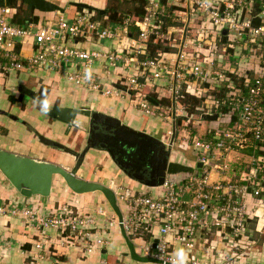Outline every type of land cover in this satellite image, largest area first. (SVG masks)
<instances>
[{"label": "built area", "instance_id": "2783aa9c", "mask_svg": "<svg viewBox=\"0 0 264 264\" xmlns=\"http://www.w3.org/2000/svg\"><path fill=\"white\" fill-rule=\"evenodd\" d=\"M142 11L141 19L126 16L105 28L85 9L70 18L60 16L21 27L11 24L7 7L0 9V76L61 71L69 82L102 91L103 95L131 96L142 113L170 122L189 121L190 117L181 106L154 113L143 94L146 86L164 80L173 102L183 90L193 88L203 99L199 115L217 118L222 116L224 103L207 95L202 85L208 83L211 91L227 89L224 101L233 106L232 111L237 110V120L216 132L212 142L193 139V162L201 165L202 172L182 175L181 179L166 175L164 183L151 194L112 183L107 188L118 197L117 204L125 207L122 227L140 256L172 264L176 245L186 253L185 264H259L245 260L250 249L243 246L242 238L248 219L256 218L264 227V0H145ZM167 21L172 24L167 25ZM151 39L168 46L170 52L158 50L151 55ZM85 41L101 49H85L81 45ZM17 46L31 48V54L18 53ZM96 66L112 77L109 88L102 90L99 78L98 83L92 76L84 79L85 70ZM228 74L241 79V88L229 81ZM251 143L260 154L251 156L237 179L211 184L210 171L227 169L225 163L219 168L216 162L226 161L232 148L243 150ZM173 144L175 138L166 146L171 149ZM105 211L96 212L98 220ZM0 215L35 224L42 233L54 230L63 245H81L85 253L99 251L108 242L102 232L95 231L94 214L81 215L60 207L43 213L28 203L8 202L0 205ZM108 225L118 227L117 219ZM167 236H171L170 243L165 240ZM208 236L224 242L217 262L195 253L197 242ZM41 243L34 248L39 251Z\"/></svg>", "mask_w": 264, "mask_h": 264}, {"label": "crops", "instance_id": "0c3cea01", "mask_svg": "<svg viewBox=\"0 0 264 264\" xmlns=\"http://www.w3.org/2000/svg\"><path fill=\"white\" fill-rule=\"evenodd\" d=\"M46 1H49L55 5L58 4L59 6H57L62 9L63 12L54 11L49 13H41L35 11L34 14L39 16V21L35 25L43 24L48 20H56L60 16L70 18L76 15L78 13L77 11H80L79 9H81V11L82 9H85L88 10V12L94 14V19L98 20L102 27L105 28L110 26L111 21H108L105 16L102 19H98L96 16L97 13L99 14L98 11L103 10L104 14V10L106 8L113 6L114 3L123 2L121 0ZM55 1L58 3H55ZM80 5H85L86 7L84 8ZM42 15L44 17H41ZM81 45H83V47L88 50L101 49L100 46L88 41H85L84 44L82 42ZM108 46L112 45L107 44L106 47ZM16 49L18 53L24 56H29L31 54V48L29 47H21L20 49V47L17 46ZM93 68L94 69L91 71V76L93 79L96 78L95 83H98L97 81H99V78L102 80L100 82V87L102 90L109 88V85L111 84L110 80H113L112 77L107 75L101 66H96ZM76 72L79 73V71ZM20 85L35 92L38 98V94L43 87L41 85H45L50 88L48 97L46 96V99L52 107L89 108L91 111L117 118L125 127L155 138L165 146L169 142L171 135L175 134V144H173L172 148L170 149L168 161L182 164L191 168L189 172L175 174L180 179L182 178V175L184 176L191 173L202 172L201 168H197L196 164L193 162L195 159L191 146L193 139L200 137L204 140L212 142L214 138L213 135L216 132H220L231 127L232 124L237 120L236 118L233 123H230L228 117H225L223 120L216 118V120L210 121L203 119V116L198 114L193 116L191 115L189 121L183 119L185 125L176 126L177 120H175V122L169 121L170 126H168V128H164L160 122H162L164 119L167 120L166 118L158 117L156 114L154 116L145 115L135 104H128L127 101L130 102V96L117 93L116 95L110 97L101 94L102 91L96 92L85 86L75 85L69 82L66 78V74L61 71L46 72L43 70H38L31 73L13 72L10 75H6L4 77L0 76V149L18 156L30 157L39 161L46 159V161L50 162V160L47 158H41V154H47L48 151L42 149V144L40 145V143L36 141L34 133L38 134V126L30 124V122L26 120L28 110L22 109L21 103L25 104L27 102L26 100L31 98L26 96L25 99V96L18 92L17 88ZM166 89L167 88L165 87L164 80L158 81L156 85L152 84L145 87L144 93L151 92L158 99H163V97H165L169 100L168 104L163 108H158V104L153 105L149 103L154 113H156L157 110H163L169 107L173 108V106H180L178 100L175 102L171 101ZM18 95L21 97V100L18 98V101H16L15 99ZM222 102L224 103V106L227 105L229 109L233 108V106L229 105L228 102H225L224 100ZM234 113L237 114V110H234ZM8 115L17 117L21 121L18 119L14 121L10 119ZM77 122H80V124ZM28 126H33L32 129L34 130L29 129ZM55 129L56 130L54 131V134H56V137L54 138L57 140V142L60 141L61 144L72 150L76 149V152L85 147L89 131L87 118L83 116H77L75 119V124L73 125H66L59 122ZM169 133H171L170 136ZM182 139L184 140L181 141ZM185 144L186 147L184 146ZM253 146V143H251L243 150H239L236 147L232 148V150L227 154L228 158L226 161L221 160L216 162L219 168L223 163H225L227 165V169L223 171L214 169L208 173L210 183L214 184L228 180L231 182L235 181L240 172L250 164L251 156H258L260 154L259 150L254 149ZM97 153L105 152H97L95 149H89L83 161H86V158H91L94 159V163H97V160H99L95 155ZM105 154L108 156L107 153ZM105 154H103V156H105ZM104 161L105 165L108 164L107 167L111 170L110 173L103 174L104 180H107V186L110 185V181L114 179L113 174H116L115 181H117V183L113 186H117L118 188H127L132 192L144 191L148 194L153 193L154 188H156L147 187L138 181L128 178L124 173L120 172L115 167L109 156ZM98 175L99 174H97V176ZM5 183V181L2 183L0 180V199L7 198L9 201L17 200L22 204L32 203L30 202L32 199L23 198L12 187L7 186ZM97 196L98 193L76 195L74 200H77L79 204L80 201H84L86 204L88 203L86 200L88 201L93 199V202L96 201L99 203L104 199ZM78 197L79 199H76ZM35 198L38 200L37 198L41 197L35 196ZM49 203L50 202L42 206L37 203L32 204L38 207L39 212L48 213ZM99 206L101 207L100 209L105 207V205L101 206V202ZM118 206L120 208L121 215H125L126 210L123 203L119 204ZM109 208L110 207L108 206L105 208V210L108 212V215L115 219L113 211ZM107 212L105 215H107ZM247 221V227L243 234L242 244L245 248L248 247L250 250L245 260L264 264V243L261 244L260 247H257L256 245L258 242L255 243L253 238V234H256L257 236H264V227H262L263 224L261 222H257L256 218L253 220L248 219ZM34 225L35 224L27 225V223H24V221L20 220L18 217L8 218L0 215V264H140L131 260L128 255H124L122 258L119 256L120 252H124L122 251L124 242L120 236L118 227L114 229L113 234H107L108 237L111 238V244L107 242V245L104 248H101L99 251L85 253L83 250L78 248L77 245L73 247H67L66 245H63L59 239V236L54 230L48 229L45 231V233H42ZM165 240L167 243H170L172 241L171 236H167ZM40 241H42L41 249L38 251L34 248V245ZM251 244L254 245L252 247L248 246ZM197 246L198 247L195 253L198 257L207 261L211 260L217 262L219 259L216 255H220L222 253L224 242H222L217 236H208L205 239L199 240L197 242ZM175 248L177 249L176 245ZM125 252L127 253V249Z\"/></svg>", "mask_w": 264, "mask_h": 264}, {"label": "water", "instance_id": "95a60500", "mask_svg": "<svg viewBox=\"0 0 264 264\" xmlns=\"http://www.w3.org/2000/svg\"><path fill=\"white\" fill-rule=\"evenodd\" d=\"M20 1L41 13L63 12L57 5L46 0ZM8 4L9 0H0V9L6 8ZM80 6L86 7L85 5ZM98 12L100 15L103 14V10H99ZM223 34H225V31H223ZM17 90L20 94L28 96L31 99L33 97L38 98L35 92L22 85L18 86ZM145 100L150 104H156L149 96ZM47 115L51 119L66 125L75 124L77 116L87 118L89 131L85 147L80 152H76L57 141L39 134L36 135L40 144L54 150H59L73 158L75 164L70 171H67L66 168L60 165L39 161L30 157L18 156L0 149V172L10 185L24 198L34 196L46 198L50 195L53 178L59 176L68 190L74 195L100 193L116 216L120 236L124 241L130 259L140 264H165L157 259L140 256L135 252L133 243L123 230L122 215L114 193L102 184L79 178L77 171L89 149L107 153L120 172L147 187L161 186L164 183L166 175L189 172L191 168L182 164L169 162L170 146H165L159 140L149 137L142 132H136L125 127L117 118L91 111L86 107L62 108L55 106L48 110ZM8 117L14 121L18 119L12 115H8ZM202 118L214 121L217 117L216 115H211L203 116ZM100 126L109 134L106 138L104 137L107 145L102 144L99 146L92 143L95 130L100 129ZM174 138L175 134H172L170 143H172ZM110 142H112V146L111 144L108 146ZM141 161L142 164L146 161L143 165V168L148 171L146 179L127 171L129 166L138 164L137 162ZM196 167L201 168V165L197 164Z\"/></svg>", "mask_w": 264, "mask_h": 264}, {"label": "rangeland", "instance_id": "374dc122", "mask_svg": "<svg viewBox=\"0 0 264 264\" xmlns=\"http://www.w3.org/2000/svg\"><path fill=\"white\" fill-rule=\"evenodd\" d=\"M18 1H17V4L20 5L21 11L24 13V11L26 10V6L23 5L22 3H20L21 2L20 0H18ZM55 3H58V2L55 1ZM56 5H58V4H56ZM122 8L124 10H126L127 9V6L126 7L123 6ZM41 17H44V16L42 15ZM41 86H43L45 88V90H42V92H44L43 95H45V99H46V96L48 97V92H49V89L50 88L47 87V86H45V85H41ZM16 97H17L15 99L16 101H18V98H19V100H21V97L19 95L16 96ZM24 98L26 99V96ZM129 99H130V102L131 103L129 101H127L128 104L129 105H134L132 103L133 97L130 96ZM26 101L27 102L25 104L24 103L23 104L21 103V108L22 109H25V110H28L27 111V114L28 115L26 117V120L29 121L30 124L35 125V126H38V131H39L38 134L39 135L44 136V137H46L48 139H51L53 141H57L54 138V137H56L55 136L56 134H54V131L56 130L55 128L58 126V123L59 122H57L56 120L51 119L47 115V113L46 114L45 113H42L40 111L39 107L33 103V100L32 99H29V100H26ZM56 105H57V103H56ZM51 107L52 106L49 104V109ZM18 120L21 121L19 118H18ZM160 123H161V125L164 128H168V126H170L169 121L168 120H165V119L162 120V122H160ZM78 124H80V122ZM32 127L31 126H28L29 129H32ZM62 127H65V126H62ZM60 128H61V125H60ZM32 130H34V129H32ZM34 135L36 137V141L39 143L38 138L36 136L37 134L34 133ZM58 142L60 143V141H58ZM41 146H42V149L48 151L47 154H41V158H43V159L47 158V159L50 160V162L49 161H46V159L43 160V161L49 162V163H52V164H56V165H60V166H62L64 168H66L67 171H70V169L75 164L73 158L70 155H67L65 153H62L59 150H54V149H51V148H49V150H48V148L46 146H44V145H41ZM73 150L76 151V149H73ZM81 150L82 149H80L79 151L77 150V151L80 152ZM96 151L98 152V150H96ZM103 154H105V153H97V154H95L97 156V158L99 159V160H97V163L96 162L94 163V159L86 158L85 159L86 161H83L82 162L81 166L79 167V169L77 171L78 177L81 178V179H83V180L91 181V182H95V183H99V184H102L103 186H106L107 187V180H104L103 174L110 173L111 170H110V168L107 167L108 164L105 165V163H104L105 162L104 160L107 159L108 156L106 154H105V156H103ZM109 164H111V163H109ZM97 174H99V175L97 176ZM115 175L116 174H113V178L114 179L110 181V183H112L113 185L117 183V181H115L116 180V176ZM0 180H1L2 183H4V181H5L6 182L5 184L7 186L12 187L10 185V183L7 181V179L3 176V174L1 172H0ZM118 182H120V181H118ZM119 194H117V195H119ZM100 195L101 194L98 193V196L97 197H99V198L102 197V195L101 196ZM74 197H76V195L72 194L68 190V188L66 187L65 183L63 182V180L59 176H55L53 178V181H52L51 195H49L46 198L45 197L44 198H37L38 200H36L35 196L34 197H31V198H25V199H32V201H30V202L37 203L40 206H42V205L50 202L48 204L49 205V212H52L53 210H56L58 207H60L62 209L63 208L66 209L67 211H71L72 210V211L77 212V213H79L81 215H93V213H94V216H95L96 215V212L98 210H100V208H101L99 206L100 205V202H101V206H104L105 205V207L102 208L103 210H105V208H107L109 206V205H107V203L103 199V197H102L103 200H101L99 203H97L96 201L93 202V199H92V200H88V201L86 200V202H88L86 204L84 203V201H80V204H79V202H77V200H74ZM71 198H73V199H71ZM76 199H79V197L76 198ZM116 199H118V197H116ZM8 202H10V203H19V201H17V200H11V201H9L7 198H3V199L1 198L0 199V205L1 204H6L7 205ZM32 203H31V205L36 210H38V207L35 206ZM4 217L12 218L13 216L12 217H9V216L5 215ZM107 217L110 219V221L116 220V216H114L115 219H113L112 216L108 215V212H107V215L103 216V219L102 220H98L97 217H96L97 223L95 225V231L98 234H100L102 232V234H104V237H107L106 239H107L108 243L111 244V242H112L111 241V238H109L107 234H113L114 233L113 231H114V229L116 227L114 225L113 226L112 225L111 226L108 225V223L110 224V221L107 219ZM253 238H254L255 243L258 242V244L256 245L257 247H260L261 244L264 243V236H260V235L257 236L256 234H253ZM253 245L251 244V245H248V246L252 247ZM78 248H80L82 250L81 245H79ZM122 251H124V252H120V255H119L121 258L124 255H128V253L125 252L126 251L125 244H124V246L122 248ZM123 253H126V254H123Z\"/></svg>", "mask_w": 264, "mask_h": 264}, {"label": "trees", "instance_id": "16d2710c", "mask_svg": "<svg viewBox=\"0 0 264 264\" xmlns=\"http://www.w3.org/2000/svg\"><path fill=\"white\" fill-rule=\"evenodd\" d=\"M18 0H9V4L7 6V8L10 10V22L12 25L15 26H25L28 24H36L39 21V16L35 15L34 12L36 11L33 7L24 4L22 1L20 3H22L23 5L26 6V10L24 11V13L21 11L20 5L17 4ZM16 2V3H15ZM19 2V1H18ZM145 0H129V1H123V2H117L116 4L114 3L113 6H110L108 8H106L104 10V14L102 16H100L97 13V18L98 19H102L104 18V16L106 17V19L108 21L111 22H118L120 21V19L122 17H126V16H131L133 18H137V19H141L143 16V6H144ZM123 6H127V9L124 10L122 7ZM80 11L77 12H81V9H79ZM76 12V13H77ZM172 24L170 21H167V25ZM132 30H134L132 28ZM223 41L225 39H222ZM149 45V49H150V53L151 55L155 56L156 52L158 50L162 51V52H170V48L168 46H166L163 43H153L152 39L151 41L148 43ZM261 62H264V48L261 49ZM258 56H260V54H256ZM229 81L233 82V84L235 86H240V81L241 79H238L237 75H230L228 74ZM154 88V86H153ZM210 86L208 83H204L202 85V89L207 91V95L210 96H215L216 99L218 100H224L227 98V89L225 88H219V89H215L214 91L209 90ZM241 88V86H240ZM42 90H45L44 87L41 88L39 95V98H44L45 99V95L44 92H42ZM242 93L245 91L243 88L241 89ZM144 92V91H143ZM146 97L149 96L151 97L156 104H158V108H163L164 106H166L168 104V98L163 97V99L161 98H157L154 94H152L151 92H146L143 93ZM133 96V95H132ZM202 100L198 95H197V91L193 88H190L188 91H182L178 102L180 104V106L184 109L185 114L188 117H191V115H198L200 113V111L198 110L201 106ZM226 101V100H225ZM228 102V101H227ZM220 111L222 112L220 116L221 118H218L219 120H223L225 119V117H228V120L230 121V123L234 122V120L236 119V113H232L229 116H227L226 113L231 112L232 110L229 109V107L223 106ZM234 112V111H232ZM190 115V116H189ZM181 126V125H185L184 120L183 119H178L176 121V126ZM153 232H156L155 229L153 230ZM144 240L147 239V236H144L143 238ZM175 246V245H174Z\"/></svg>", "mask_w": 264, "mask_h": 264}, {"label": "clouds", "instance_id": "9594fccd", "mask_svg": "<svg viewBox=\"0 0 264 264\" xmlns=\"http://www.w3.org/2000/svg\"><path fill=\"white\" fill-rule=\"evenodd\" d=\"M91 78V70L86 69L84 73V79L88 80ZM33 103L37 105L42 113H47L49 110V103L47 99L44 98H36L33 97ZM186 262V253L184 252L183 249L178 248L175 250L173 253V259H172V264H185Z\"/></svg>", "mask_w": 264, "mask_h": 264}, {"label": "flooded vegetation", "instance_id": "af4514ba", "mask_svg": "<svg viewBox=\"0 0 264 264\" xmlns=\"http://www.w3.org/2000/svg\"><path fill=\"white\" fill-rule=\"evenodd\" d=\"M108 135L109 134L106 131L103 130V127L100 126V129L95 130L94 139L92 140V143H94L96 145H99V146L102 145V144L107 145V142L105 141V138ZM110 144L112 146V142H110L108 144V146ZM113 149H114V147H113ZM145 162L146 161H144L143 164H142V161L141 162H137L138 164L129 166L127 171H130V173L133 172V173H135V175L143 177L144 179H146L148 177V171L145 170V168H143V165H144Z\"/></svg>", "mask_w": 264, "mask_h": 264}, {"label": "bare ground", "instance_id": "6f19581e", "mask_svg": "<svg viewBox=\"0 0 264 264\" xmlns=\"http://www.w3.org/2000/svg\"><path fill=\"white\" fill-rule=\"evenodd\" d=\"M121 207V206H120Z\"/></svg>", "mask_w": 264, "mask_h": 264}]
</instances>
